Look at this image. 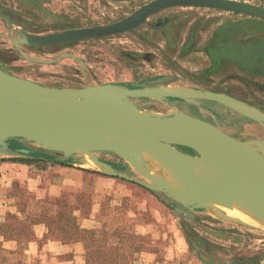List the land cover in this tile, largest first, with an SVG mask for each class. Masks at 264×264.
I'll return each mask as SVG.
<instances>
[{
    "label": "rangeland",
    "instance_id": "rangeland-1",
    "mask_svg": "<svg viewBox=\"0 0 264 264\" xmlns=\"http://www.w3.org/2000/svg\"><path fill=\"white\" fill-rule=\"evenodd\" d=\"M152 1L0 0V69L60 89L117 85L212 92L255 107L264 118L261 19L172 8L107 38L51 47L25 44L28 37L115 24ZM238 1L264 6V0ZM132 102L142 113L188 114L237 140L264 143V123L219 100L134 97ZM44 147L25 139L0 144V223L28 231L27 237L0 238L7 250L0 253V264H52L55 260L42 253L50 242L64 246L60 259L65 264H87L88 248L98 247L117 249L113 257L120 264H264V227L215 218L200 203L189 201L204 207L189 210L156 189L114 177L111 170L154 185L112 152L66 154ZM255 149L264 154V146ZM174 186L180 189L181 184L175 180Z\"/></svg>",
    "mask_w": 264,
    "mask_h": 264
},
{
    "label": "water",
    "instance_id": "water-1",
    "mask_svg": "<svg viewBox=\"0 0 264 264\" xmlns=\"http://www.w3.org/2000/svg\"><path fill=\"white\" fill-rule=\"evenodd\" d=\"M172 8L213 9L264 20V6L238 0H155L115 24L28 37L25 44L29 47H51L107 38L130 32L154 14ZM96 93L109 95L118 99V102H112L111 99L104 106L82 112L59 106L64 101ZM191 93L194 97H186L177 91L130 90L117 85H97L80 89L52 88L12 76L0 69V138L3 140L0 144L11 139H25L43 144L44 148L66 153L65 147L51 146L52 141L61 140L71 145L72 153L91 152L94 155L98 151L112 152L154 185L112 172L109 165L96 157L105 170H111L110 175L156 189L189 210L200 207L187 205L164 183L149 174L141 162L144 153L156 152L188 165L191 181L206 200L230 207L248 198L263 197L264 200V154L255 149L258 145L264 146V143L237 140L213 124L188 114L166 116L142 113L132 102L134 97L190 99L199 96L214 100L220 95L201 91ZM253 120L264 123V118ZM119 135L134 137L142 145L129 149L112 141ZM179 147L193 150L198 155L214 151L224 154L239 188L236 189V184V190L231 188L227 193L218 192L197 173V156L184 153ZM20 152L29 153L28 150Z\"/></svg>",
    "mask_w": 264,
    "mask_h": 264
},
{
    "label": "bare ground",
    "instance_id": "bare-ground-1",
    "mask_svg": "<svg viewBox=\"0 0 264 264\" xmlns=\"http://www.w3.org/2000/svg\"><path fill=\"white\" fill-rule=\"evenodd\" d=\"M177 92L184 94L186 97H194L191 93L193 91L191 90H177ZM111 99L112 102H118V99L113 98L109 95L96 93L92 96H84L80 99L64 101L60 103L59 106L63 109L70 108L75 110L76 112H82L85 110L104 106L106 103H109ZM214 100H219L228 108L236 110L244 116L254 119L259 118L258 116H261V114H259V112L254 108L236 101L230 97L219 95ZM1 141H3L2 138H0V142ZM112 141L118 142L129 149H135V147L142 145L141 141H138L134 137H130L127 135L116 136L112 139ZM51 146L65 147L64 150L68 154H71L73 152V150L71 149V145H67L61 140H57L55 142L52 141ZM90 153L91 152H86L85 154ZM223 156L224 154L215 151L199 154V157H197L199 166L197 173L200 174L201 178L208 185L212 186L218 192L227 193L231 188L232 190H236L239 188V186L235 180V176L232 172L231 166L228 164V160ZM95 160L101 164L100 160H98L97 158ZM141 162L144 165L145 170L149 174L164 183L177 197H179L187 205L195 206L190 205L188 203L189 201L192 203H200L209 207L211 213L215 218L222 219L227 217L255 228L264 227L263 197L244 199L240 203L236 204V206L230 207L222 203L206 200L202 192H200V190H198V188L194 186L193 181H191L188 165L182 164L176 160H172L169 157L156 152L144 153L143 157L141 158ZM175 180H178L180 182V189H177L174 186ZM236 184L237 188L235 189Z\"/></svg>",
    "mask_w": 264,
    "mask_h": 264
},
{
    "label": "trees",
    "instance_id": "trees-1",
    "mask_svg": "<svg viewBox=\"0 0 264 264\" xmlns=\"http://www.w3.org/2000/svg\"><path fill=\"white\" fill-rule=\"evenodd\" d=\"M72 44V43H71ZM69 45V44H66ZM65 46V45H63ZM226 53V52H225ZM231 52H229L230 54ZM228 54V53H226ZM233 57H237L239 56V54L237 53H233L230 54ZM2 162H5L7 160H1ZM13 161H18L20 163L23 164H27V165H31L32 162L31 161H23V160H13ZM83 234H87V235H93L92 231L89 230H80ZM28 231L26 229H24L22 226H12L9 225L8 223H0V238L4 239V241H6L8 238H10V236L15 235L16 237L22 236V237H27ZM3 242L0 243V253L1 252H6L7 250L4 248ZM98 247V246H96ZM90 248H88V251H90V253H87V264H120L119 263V257H113V250H117L115 248L112 249H108V251L112 254L109 255L108 251H104L102 250L103 248L98 247V249L96 250H89Z\"/></svg>",
    "mask_w": 264,
    "mask_h": 264
},
{
    "label": "crops",
    "instance_id": "crops-1",
    "mask_svg": "<svg viewBox=\"0 0 264 264\" xmlns=\"http://www.w3.org/2000/svg\"><path fill=\"white\" fill-rule=\"evenodd\" d=\"M31 248L32 252L36 250L33 246H31ZM37 252H40L39 248H37ZM42 253H44L46 257L49 256V258L52 257V260H55L54 262H52V264H65L64 262H66L60 259L61 256L65 255V248L64 246L56 242H50L48 244L43 245Z\"/></svg>",
    "mask_w": 264,
    "mask_h": 264
},
{
    "label": "flooded vegetation",
    "instance_id": "flooded-vegetation-1",
    "mask_svg": "<svg viewBox=\"0 0 264 264\" xmlns=\"http://www.w3.org/2000/svg\"><path fill=\"white\" fill-rule=\"evenodd\" d=\"M239 101V100H238ZM264 110V108H262Z\"/></svg>",
    "mask_w": 264,
    "mask_h": 264
}]
</instances>
